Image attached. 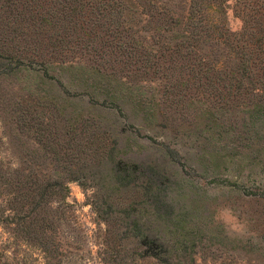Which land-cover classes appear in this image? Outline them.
Wrapping results in <instances>:
<instances>
[{
  "label": "trees",
  "instance_id": "1",
  "mask_svg": "<svg viewBox=\"0 0 264 264\" xmlns=\"http://www.w3.org/2000/svg\"><path fill=\"white\" fill-rule=\"evenodd\" d=\"M157 7L162 10L157 12L161 33L149 45L140 37L148 31L143 26L148 21L141 18L152 15L139 11L136 0H0V87L4 88L0 104L18 97L14 89L24 93L16 100L14 113L19 114L14 119L34 135L39 147L33 155L41 153L52 167L59 166L61 157L72 166L67 180L56 170L47 179L38 178L37 168L44 164L33 162L24 167L28 175L15 181L4 182L0 176V187L14 182L8 209L25 235L36 240L43 256L48 249L46 234L55 230L54 214L65 215L70 208L68 183L83 180L103 192L110 209L111 197L142 191L143 200L136 204L140 208L114 207L130 220L126 229L133 234L141 258L159 264L173 259L192 263L195 245L205 236V228H184L176 217L185 205L169 192L173 178L177 182L170 186L178 184L177 170L158 162L152 144L148 148L136 144L137 151H132L142 132L157 134L158 116L167 121L161 100L156 105L146 101L145 86L128 83V75L69 64L68 56L85 54L121 72L151 74L164 82L160 97L180 102L188 96V107L193 104L191 93L210 96L218 103L207 110L212 116L233 107L227 103L230 100L248 99L242 105L240 129L236 132L228 121L219 125L212 120L209 123L224 135L219 140L208 138L205 146L216 163L227 168L236 162V156L228 153L237 149L236 169L243 185L257 168L245 175L244 162H255L257 157L264 161L260 142L264 138V0H188L182 19L172 17L173 0H157ZM229 10L240 22L238 31L228 26ZM59 127L72 143L60 144L65 139L57 136ZM88 128L92 138L108 142L97 160L85 153L87 145L73 143L76 130L81 138ZM186 155L196 162L194 154ZM93 206L97 216L108 215L97 203Z\"/></svg>",
  "mask_w": 264,
  "mask_h": 264
},
{
  "label": "rangeland",
  "instance_id": "2",
  "mask_svg": "<svg viewBox=\"0 0 264 264\" xmlns=\"http://www.w3.org/2000/svg\"><path fill=\"white\" fill-rule=\"evenodd\" d=\"M187 1L173 0L175 15L172 17L182 19L185 16ZM136 2L140 4L139 11L144 9L146 15H152L150 18H141L148 21L143 25L148 31L140 34L146 44L152 45L161 33L157 29V25L162 26L157 12L161 13L162 10L157 7V0ZM227 23L231 31L240 29V22L234 17L232 10L227 13ZM70 59L69 64L96 68L107 74L113 72L116 75H128V83L145 86L143 93L146 101L156 105L161 100L167 121L158 116L157 134L142 132L137 142L132 144V151H137L138 146L148 148V144L157 147L154 153L158 162L167 168L173 166L179 173H175L179 178L178 184L170 186L177 182L174 178L168 184L169 192L185 201V205L180 206V216H176L177 219L181 220L182 227L192 231H197L200 227L205 228V236L200 238L201 241L197 242L193 250L192 263L188 259H173L168 264H264V161L257 157L255 162L252 159L244 162L245 175L250 168H257L251 176V181L243 185L236 169L237 149L235 152L232 147L228 153L230 157L236 156L233 159L236 162L234 165L230 163L227 168L222 164L220 166L219 162L216 163L215 156L211 155L210 149L205 146L208 138L219 140L224 135L222 129L209 123L213 122L212 120L219 125L228 121L236 127V132L240 129L241 110L248 99L230 100L227 103L233 107L225 113L217 112L212 116L207 110H211L218 103L210 96L191 93L189 101L193 100V104L188 107V96L181 97L180 102H176L177 99L173 97H160L164 82L151 74L134 75L131 72H121L85 54L68 56L67 60ZM3 91L4 88L0 87V94ZM13 94L18 97L10 96V100L5 99L1 101L2 105L0 104V176L4 177L1 180L15 181L28 175L24 167L32 162L44 164L42 168H37L38 178L47 179L56 170L67 180L72 166L66 159L60 156L59 166L52 167L54 164H48L41 153L33 155V151L39 147L35 143L34 135L20 127L14 119V116L19 114L14 113L16 100L24 93L14 89ZM56 133L58 137L65 139L60 141L61 145L72 143L71 136L64 135L62 128L59 127ZM79 134L80 130L77 129L73 143L89 146L90 142H93L91 146L85 147V153L92 159L97 160L101 157V152L107 151L108 142L100 137L97 140L92 138L91 128L86 129L81 138ZM89 137L92 140L88 139ZM260 142L264 146V138ZM186 154H194L197 157L196 162H191ZM11 183L9 186L4 184L0 187V264H159L151 258L138 256L140 248L136 245L133 234L126 229L130 220L124 219L123 215L116 211V208H140L136 206L143 200L140 189L121 197H111L107 204L116 208L110 209L103 202V192L97 190L92 181L83 180L82 184L69 182L66 201L70 208L65 215L60 212L54 214L55 230L46 234L48 249L43 256L36 240H31L25 235L21 225L8 209V201L12 198L9 193L15 192ZM241 190L253 192L255 195L243 196ZM93 203H97L99 209L108 215L101 213L97 216ZM60 208L59 211L62 209ZM102 216L108 218L107 221H103ZM3 218L4 222L1 221ZM198 236L199 232L195 237ZM57 246L60 248L57 249ZM57 252L59 255H56Z\"/></svg>",
  "mask_w": 264,
  "mask_h": 264
}]
</instances>
